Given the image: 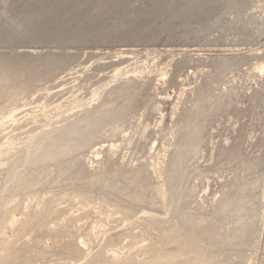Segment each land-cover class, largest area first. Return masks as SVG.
<instances>
[{
    "label": "rangeland",
    "instance_id": "1",
    "mask_svg": "<svg viewBox=\"0 0 264 264\" xmlns=\"http://www.w3.org/2000/svg\"><path fill=\"white\" fill-rule=\"evenodd\" d=\"M180 246L264 264V0H0V264Z\"/></svg>",
    "mask_w": 264,
    "mask_h": 264
},
{
    "label": "bare ground",
    "instance_id": "2",
    "mask_svg": "<svg viewBox=\"0 0 264 264\" xmlns=\"http://www.w3.org/2000/svg\"><path fill=\"white\" fill-rule=\"evenodd\" d=\"M10 250L11 249H6L5 252H8V253L6 255L4 254L0 258V263H4L5 259L10 256V254H11ZM184 253H185V247L184 246H180L176 253H174V254H166V255L154 258L148 264H178L185 257ZM197 263L201 264V263H203V260H199ZM97 264H100V263H97Z\"/></svg>",
    "mask_w": 264,
    "mask_h": 264
}]
</instances>
